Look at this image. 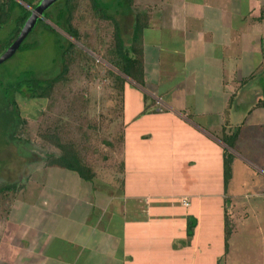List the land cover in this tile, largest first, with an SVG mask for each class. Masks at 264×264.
Segmentation results:
<instances>
[{
  "label": "crops",
  "instance_id": "0c3cea01",
  "mask_svg": "<svg viewBox=\"0 0 264 264\" xmlns=\"http://www.w3.org/2000/svg\"><path fill=\"white\" fill-rule=\"evenodd\" d=\"M140 4L118 21L130 45L138 16L144 92L123 87L119 188L111 173L83 180L42 156L14 165L16 185L2 168L0 189L15 190L0 264H236L235 221L264 218V0Z\"/></svg>",
  "mask_w": 264,
  "mask_h": 264
},
{
  "label": "rangeland",
  "instance_id": "374dc122",
  "mask_svg": "<svg viewBox=\"0 0 264 264\" xmlns=\"http://www.w3.org/2000/svg\"><path fill=\"white\" fill-rule=\"evenodd\" d=\"M20 1L15 0L28 11L29 5H36L39 0ZM62 1H55L47 9L51 11L49 13L51 19L55 18V9ZM97 1L109 15H115L114 12L118 11L120 0ZM129 1L132 4L129 16H120L124 20H130L138 11V7L140 6V11L142 8L141 0ZM90 6L87 0L72 1L73 14L70 24L77 31L80 43H76L67 36L61 27L56 28L41 17L42 21L34 24L29 35L25 36V40L23 39L24 42H35V46L25 52H14L0 63V83L4 84L30 71L36 73L38 77L54 76L56 73L53 72H57L59 68L58 64L53 63L58 58L57 41L63 42L62 37L74 42L85 56L81 58L78 52L72 53L67 66V78L54 85L49 98L29 100L14 95L12 99L14 106L11 109L18 123L17 125L9 124L7 129L0 130V142L3 139L7 140V134L9 137V132L14 125L17 126L16 133L19 139L13 138L12 143L7 140L8 144L0 148L3 149L0 156L10 154L9 160H0V170L5 168L2 176L7 181L12 178L15 185L20 180V176L16 174L13 177L9 176L15 169L14 165L15 170L23 169L22 159L24 158L39 161L42 159L40 156L44 160L47 156L59 155V150L53 146V143L55 139L61 138V142L68 143L75 149L82 162L91 166L89 167L91 172L96 170L99 175L102 171L106 174L111 173L107 176L113 175L114 186L119 188L120 159L118 152L121 148L122 131L118 120L122 108L123 87L125 85L136 87L142 92L143 86H139L136 81L120 74L108 64L110 58L108 53L115 45L113 27L109 20L98 18ZM126 8L125 2L122 3L120 10L125 11ZM11 25L9 21L0 26V43L8 39ZM43 26L50 27L52 31H47ZM119 29L122 38L126 41L130 31L128 32V28L124 27L123 22ZM129 46L125 43L124 49ZM111 71L114 74H111ZM116 76L121 79L116 80ZM132 95L135 98L138 96L136 92L128 91L125 99L129 100ZM138 98L145 99L141 94ZM31 149L34 156L30 154ZM3 183L5 182H2L1 186ZM244 189L250 190L251 188L244 187L241 192H244ZM9 193L4 192L0 195V212L6 211L9 207V199L13 196ZM261 202L263 204L260 207L263 208L264 199ZM248 216L242 214L237 218L238 221H235L238 227L241 225L242 227L238 228L234 237L232 244H235V248L231 251V257L236 264H264V218L262 212L256 220ZM245 222L247 223L244 226L242 223ZM211 254L213 252L210 251L209 255ZM225 264L230 263L226 260Z\"/></svg>",
  "mask_w": 264,
  "mask_h": 264
},
{
  "label": "trees",
  "instance_id": "16d2710c",
  "mask_svg": "<svg viewBox=\"0 0 264 264\" xmlns=\"http://www.w3.org/2000/svg\"><path fill=\"white\" fill-rule=\"evenodd\" d=\"M21 2L20 0H18ZM73 0H63L60 2L59 7L55 9L56 14L55 18L51 19V15L49 14L51 11H47V9L52 6L50 5L46 10L42 11V19L49 21L51 24L56 26V28L61 27L63 32L69 36L71 39L76 41V43H80L78 39V34L75 28L70 24V18L73 14L72 7ZM77 1V0H76ZM90 3V7L94 10L95 15L98 18L109 20L113 27V40L115 41L114 47L108 53L110 58L108 59V64L110 67L118 71L120 74L129 77L130 79L136 81V83L141 86V79L143 78V70L141 69V63L138 60L137 55L139 57V52L136 51V46L139 44V35L141 31V26L138 25V16L135 15L133 19L132 31L129 37L130 46L124 49V40H122L120 35V29L118 24V19L125 15V11L120 10L121 5L124 2L128 3V0H120L118 2V8L115 15H109L106 10H104L97 0H87ZM30 6V9L35 6ZM30 9L27 11L23 9L15 0H0V26L5 25L9 21L11 22V29L9 30L8 39L2 40L0 43V54L7 48L13 41L14 38L18 35L22 25L29 18L31 12ZM120 13V14H119ZM116 17L118 19L116 20ZM41 18H38L34 24L42 21ZM43 23V22H42ZM35 25H33L34 27ZM32 27V28H33ZM47 31H52L50 27L43 26ZM31 31V30H30ZM29 35V34H28ZM25 40V39H24ZM20 45V47L16 50V52H25L30 48L35 46V42H24ZM63 42H58V58L55 62V65L58 64L59 68L56 70L57 72L54 76L50 78L46 77H38L36 73L33 72H25L23 75L16 80L11 82H6L4 84L0 83V130L7 129V125L9 126L15 123L17 125L18 119H16L13 115L12 107L14 106L13 98L14 95L19 96L21 98L27 99H37V98H49L50 93L54 85L60 83V81H64L67 78L68 68L67 66L70 63L71 55L73 52H78V54L82 57H85L82 52L78 49L76 44L70 40H67L65 37H62ZM262 52H264V43L262 42ZM81 52V53H80ZM87 60V59H85ZM111 74H114L111 71ZM119 76H116V80H120ZM16 120V121H15ZM21 122V121H20ZM14 125L11 132H9V137L7 134V140L12 141L13 138L16 140L19 139L17 137L16 129L17 126ZM11 129V127H10ZM235 135L229 139L223 138L224 143L227 144V147L231 148L232 141L235 139ZM61 138L55 139L53 146L59 150V155L57 157L47 156L44 159V162L48 167L56 166L59 168H65L70 171L76 173V175L83 180H90L93 176V172H91L90 168L82 162L81 158L78 157L75 149L69 145L68 143H63L60 141ZM3 139L0 142V148L4 146V144H8V141ZM0 149V154H1ZM225 169L224 172L228 175L227 166L229 161L225 160ZM15 188L13 186H5L0 189V195L4 192H13ZM194 225V224H193ZM192 225V226H193Z\"/></svg>",
  "mask_w": 264,
  "mask_h": 264
},
{
  "label": "water",
  "instance_id": "95a60500",
  "mask_svg": "<svg viewBox=\"0 0 264 264\" xmlns=\"http://www.w3.org/2000/svg\"><path fill=\"white\" fill-rule=\"evenodd\" d=\"M57 0H39L36 5L30 9V16L26 19L24 24L22 25L18 35L12 43L0 54V63L4 61L6 58L11 56L23 43V39L27 36L32 29L34 22L41 18L42 11L47 9L50 5H52Z\"/></svg>",
  "mask_w": 264,
  "mask_h": 264
},
{
  "label": "built area",
  "instance_id": "2783aa9c",
  "mask_svg": "<svg viewBox=\"0 0 264 264\" xmlns=\"http://www.w3.org/2000/svg\"><path fill=\"white\" fill-rule=\"evenodd\" d=\"M186 205H187V202H186L185 200H184V201L182 200V201H181V206L184 207V206H186Z\"/></svg>",
  "mask_w": 264,
  "mask_h": 264
}]
</instances>
